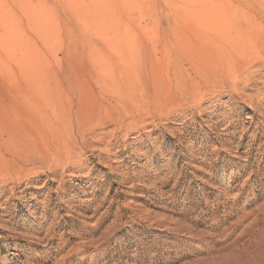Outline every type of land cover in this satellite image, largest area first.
<instances>
[{"label": "rangeland", "instance_id": "1", "mask_svg": "<svg viewBox=\"0 0 264 264\" xmlns=\"http://www.w3.org/2000/svg\"><path fill=\"white\" fill-rule=\"evenodd\" d=\"M231 10L264 25V0H0V264H232L256 245L264 50L244 61L202 23Z\"/></svg>", "mask_w": 264, "mask_h": 264}, {"label": "bare ground", "instance_id": "2", "mask_svg": "<svg viewBox=\"0 0 264 264\" xmlns=\"http://www.w3.org/2000/svg\"><path fill=\"white\" fill-rule=\"evenodd\" d=\"M214 13L216 14L217 12H214ZM239 14H240V11L239 10H231L229 12V16L227 18H224V19H221V20H217L216 18H209V19L203 21L202 23H203V26H204V24H206V25H211V26L216 27L215 29L218 30V31H216V33L218 32V35L217 36H219V37L218 38H215V39L217 40V43H219V47L221 49L222 48H224V50H226V49L228 50V48L229 49L230 48L231 49H234L235 52H237L236 55L244 56V57H241V59L243 58V60L245 61V60H248V59L250 60V58H247V57H251L250 55H255L257 53V50H258V52H259V49H263L264 50V42H263V35L264 34L261 33V31L264 30V25L261 23V21H258V22L256 21L255 24L254 23H251L249 21H244V20H241V21H230V22L228 21V20H232L231 19V16L239 15ZM225 21H227V22H225ZM207 28H209V27H207ZM211 29H212V27H211ZM210 31L212 32L213 30H210ZM205 34H206V31H205ZM212 36L213 37H216L213 34H212ZM210 39H211V37H210ZM209 46H211V44ZM212 46H213V44H212ZM213 47L215 48V46H213ZM179 48H181V47L179 46ZM257 55L260 56V53H258ZM262 55H263V53H262ZM91 56H92V59L94 61V59L97 57V54L95 52H93ZM229 59H232V60L230 61ZM229 59H226V60L230 61L229 64H231V65H232V63L236 64L235 62H238V61H236L237 56H233L232 54L229 57ZM224 62H222V64ZM256 62L258 63L257 60H256ZM241 64H243V63H241ZM245 66H247V65H245ZM221 68H223V67H221ZM226 68H227V66H226ZM244 69H245V67H244ZM246 69H247V67H246ZM226 72H227V70H226ZM209 73H212V72L209 71ZM226 74L227 73H225L224 75H226ZM252 75H254V74H252ZM210 76H211V74H210ZM236 76L233 77V78H236ZM231 78H228V79H230L232 81ZM237 78H238V76H237ZM237 78L235 79V81L237 80ZM225 79H227V78L225 77ZM230 80H228V82ZM226 81L227 80H225V82ZM237 89H238V87H237ZM263 234H264V232L262 233L261 237L259 238V240L257 241L256 245L252 249L240 250V252L236 255V258L234 259V263L233 262H231V263L232 264H264V235Z\"/></svg>", "mask_w": 264, "mask_h": 264}]
</instances>
